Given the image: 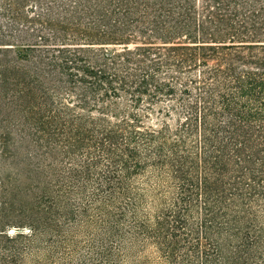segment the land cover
<instances>
[{
	"label": "trees",
	"instance_id": "trees-1",
	"mask_svg": "<svg viewBox=\"0 0 264 264\" xmlns=\"http://www.w3.org/2000/svg\"><path fill=\"white\" fill-rule=\"evenodd\" d=\"M0 264H264V0H0Z\"/></svg>",
	"mask_w": 264,
	"mask_h": 264
},
{
	"label": "rangeland",
	"instance_id": "rangeland-1",
	"mask_svg": "<svg viewBox=\"0 0 264 264\" xmlns=\"http://www.w3.org/2000/svg\"><path fill=\"white\" fill-rule=\"evenodd\" d=\"M14 231H15V229H14L13 227H11L10 230H9V232H10L11 234H13Z\"/></svg>",
	"mask_w": 264,
	"mask_h": 264
}]
</instances>
